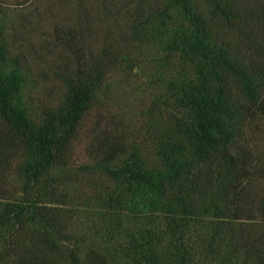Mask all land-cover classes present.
<instances>
[{
  "label": "trees",
  "instance_id": "trees-1",
  "mask_svg": "<svg viewBox=\"0 0 264 264\" xmlns=\"http://www.w3.org/2000/svg\"><path fill=\"white\" fill-rule=\"evenodd\" d=\"M130 1L123 40L149 49L126 51V61L147 58L148 82L160 90L142 112L141 138L105 127L90 147L94 161L81 168L111 179L95 199L108 221L92 235L71 228L74 207L93 200L81 203L60 184L101 81L123 58L104 44L68 80L64 102L40 109L24 98L25 80L0 43V156L21 159L20 195L0 193V264H202L218 256L214 242L234 221H264V153L248 138L264 118V0ZM76 38L67 45L79 48ZM141 218L149 223L132 220ZM85 240L97 247L82 257Z\"/></svg>",
  "mask_w": 264,
  "mask_h": 264
},
{
  "label": "rangeland",
  "instance_id": "rangeland-1",
  "mask_svg": "<svg viewBox=\"0 0 264 264\" xmlns=\"http://www.w3.org/2000/svg\"><path fill=\"white\" fill-rule=\"evenodd\" d=\"M102 6L101 0H0V43L8 64L17 67L24 78V98L33 107L42 109L62 104L68 80L78 67L82 68L83 59L98 60L104 44H112L110 58L114 57L113 53L123 58L117 59L118 64L103 77L96 100L82 121L80 138L68 165L70 171L60 184L61 190L77 196L81 203L93 200L92 206L74 207L71 229L76 235H92L91 228L105 224L109 218L95 199L111 184V179L97 170L81 168L94 161L90 147L95 137L105 127H115L116 131H127L130 140L141 138L140 127L146 118L142 112L160 90L159 86L153 87L148 82L147 58L140 63L132 59L126 61L128 51L135 55L149 49L133 38L123 40L129 35L127 26L133 19L132 1L110 0L111 10L107 14ZM66 30L73 33L66 36ZM73 34L80 43L77 49L68 46L65 40ZM255 122L258 128H250L248 138L256 144L258 152L264 153V118H256ZM13 152L7 150L0 156L3 158L0 164V193L3 195L8 190L14 191V196L20 195L14 169L21 159ZM201 186L199 200L205 201L209 186L203 176ZM4 201L0 199V205ZM124 219L123 222L131 221L129 216ZM132 220L135 224L149 223L146 218ZM234 222L226 240L214 242L220 250L216 253L218 256H201L202 264H264V221L239 219ZM214 224L218 222L213 220L210 226ZM155 225L161 231L164 228L159 219ZM98 236L95 240L100 239ZM80 246L82 257L97 247L95 241L88 240L82 241Z\"/></svg>",
  "mask_w": 264,
  "mask_h": 264
}]
</instances>
